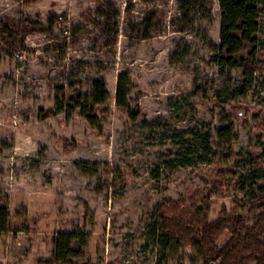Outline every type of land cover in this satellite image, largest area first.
Instances as JSON below:
<instances>
[{
  "label": "rangeland",
  "instance_id": "1",
  "mask_svg": "<svg viewBox=\"0 0 264 264\" xmlns=\"http://www.w3.org/2000/svg\"><path fill=\"white\" fill-rule=\"evenodd\" d=\"M219 33L217 0H0V191L11 224L0 235V264H52L53 237L75 230L89 236L88 264H156L147 226L157 205L207 191L219 176L229 187L212 196L210 219L225 207L254 220L263 73L253 72L246 97H232L245 75L218 68L211 49ZM122 72L144 118L131 121L115 104ZM99 76L110 93L99 128L78 115L40 119L57 86L66 92L79 78L87 91ZM228 125L236 135L229 148L179 164L195 133L216 138ZM64 139L76 147L66 151ZM167 260L201 264L192 246Z\"/></svg>",
  "mask_w": 264,
  "mask_h": 264
},
{
  "label": "trees",
  "instance_id": "2",
  "mask_svg": "<svg viewBox=\"0 0 264 264\" xmlns=\"http://www.w3.org/2000/svg\"><path fill=\"white\" fill-rule=\"evenodd\" d=\"M217 3L219 43L213 45L211 51L220 70L243 69L245 79L230 94L232 97H246L254 84V71L263 73L264 83V0H217ZM81 83V79H74L66 92L63 85L57 86L54 106L40 109V119L60 113H64L67 119L78 115L92 127L99 128L100 109L110 97L107 85L102 76L93 79L87 91ZM133 88L130 73L119 74L115 104L131 121H136L144 117L141 108L131 102ZM142 95L138 92L137 98ZM235 136L231 125L219 128L216 138L210 132L195 133V144H188L184 152L178 154L179 164L190 165L192 157L188 156L208 162L216 155L214 147L229 148ZM63 147L71 151L76 144L64 139ZM77 165L83 173H92L84 163ZM261 178V184L253 183L250 187L248 212L256 213L251 223L243 214L229 212L225 207L215 219H210L214 203L212 196L229 187L222 176L207 191L187 192L179 200L167 199L159 203L155 217L147 226V238L160 253L156 264H168L167 259L178 255L184 246L194 248L201 264H264V170ZM10 227L9 197L0 191V235L8 232ZM88 241L89 236L83 231L57 233L47 262L88 264Z\"/></svg>",
  "mask_w": 264,
  "mask_h": 264
}]
</instances>
